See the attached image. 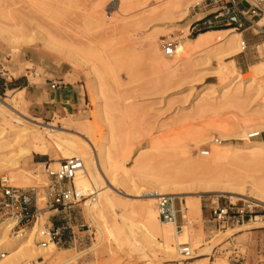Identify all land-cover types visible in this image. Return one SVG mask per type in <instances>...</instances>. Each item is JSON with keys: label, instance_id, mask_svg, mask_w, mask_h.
<instances>
[{"label": "rangeland", "instance_id": "1", "mask_svg": "<svg viewBox=\"0 0 264 264\" xmlns=\"http://www.w3.org/2000/svg\"><path fill=\"white\" fill-rule=\"evenodd\" d=\"M7 1L0 0L2 27L9 24L6 17L12 15V10L17 7L39 2L45 3L41 5L42 8L49 10L57 3V0H15L17 7H12L13 1ZM203 1L185 0V5L179 6L170 16L164 12L166 0H131L129 3L122 0H66L65 3L71 5L70 11L64 17L59 16V19L73 22L79 39L92 44V49L71 47L77 51L74 57L67 50L61 54L47 48L34 33L28 37L16 36L20 42L16 46L0 35V84L18 79L15 82L18 86L29 88L28 94L24 95L19 93L20 89L0 95L1 106L7 113L6 120L8 117V122L14 128L27 127L30 131H38L48 147L46 156L33 152L25 155L27 153L20 150H32V146L11 141L0 151L2 166L7 168L0 171V177H7L15 187L39 188L38 205L42 210L36 230L32 231L36 233L44 226L54 227L57 223L58 216L54 215L58 212H50L53 210L46 206L44 190L50 183L45 165L57 171L68 160L55 144L57 137L81 142L91 154L96 175L101 177L102 186L95 188L91 182L89 197L81 194V200L71 209V220L64 222L67 230L63 236L69 243L64 246L53 243V254L38 261L39 264H264V205L227 193L218 194L215 193L216 189L205 191L204 186L198 183L219 180L222 172L242 178L247 184L264 177V168H252L251 160L247 158L235 159L231 155H224L208 159L212 155V144L209 143L213 140L211 135L222 144L244 145L248 141L239 138L241 127L245 126L246 121H251L250 116L254 115L257 119L262 114L258 106L264 101V35L256 29L235 31L242 33L240 41L246 42V49L234 56L221 55L218 58L222 60L218 63L206 61L203 57L207 52L199 51L183 54L178 61L165 57L162 48L165 42H178L180 46L182 37L195 38L189 36V28L203 16L197 7ZM259 18L260 21L263 19L259 26H264V6ZM95 21H100L101 26H95L98 25ZM108 54L114 64L110 62L111 65L104 66L103 61ZM158 59L167 61L168 68H172L165 72L164 78L158 77ZM91 66L97 69L96 76L100 75L98 78H101L100 99L95 92L98 88L96 76L88 70ZM52 72L61 77L54 81L63 82L78 91L79 107L74 113L44 114L33 108L30 95H35L36 99L45 95V78ZM249 73L254 74V83L244 91V81L250 76ZM237 75H241L243 81L239 88L240 98L239 89L227 85ZM236 89L238 93H235ZM229 100H233L234 104ZM237 102L242 114L235 106ZM256 119L250 122L252 129H248V133L255 130L253 128L259 123H255L258 121ZM6 120L0 115V125L9 128ZM212 124L216 127L226 125L225 136L231 139H220L218 132L213 133L216 129ZM102 146L106 148L103 154L106 153L108 173L100 162L99 149ZM203 151H208L209 155L202 156ZM12 159L18 162L14 168L9 166ZM185 159L190 165L188 172L175 175L174 168ZM110 172H113L114 179H111ZM173 175L183 180L185 189L172 191L165 197L175 199L179 233L191 227V242L201 246L195 252L187 243L182 242L180 247L189 248L192 256L200 250L205 251L194 259L185 260L183 253L182 260L170 259L163 248L153 247L143 252L136 249L143 243L144 228L151 232L156 243H164L157 227L168 226L162 225L164 221L159 218L158 201L161 197L149 196L156 193L152 186L156 180L167 181ZM224 178L222 181H225ZM73 184L76 187V181L64 183L63 186L71 188ZM248 189L249 185L243 188L246 196L250 194ZM98 190L108 194L112 201L113 208L107 211L109 223H120L123 236L133 243L132 246L125 244L126 247H119L109 231L99 224L90 204ZM217 198L223 206L234 205V211L251 204L258 217L239 225L220 227L210 207V201ZM197 200L200 201V217H193V224L189 226L188 216L182 207ZM149 204H152L156 214V226L144 212ZM0 229L5 231L4 237L0 238V255H4L0 261H4L16 252L15 248L3 251L9 248L16 236L9 229ZM72 231L77 237L76 243L70 241ZM21 264L37 263L25 259Z\"/></svg>", "mask_w": 264, "mask_h": 264}, {"label": "bare ground", "instance_id": "2", "mask_svg": "<svg viewBox=\"0 0 264 264\" xmlns=\"http://www.w3.org/2000/svg\"><path fill=\"white\" fill-rule=\"evenodd\" d=\"M12 1H11L12 2L11 6L17 7V2L15 0H12ZM33 1H36V0H33ZM65 1L66 0H57V3H55L51 7V9H49V10L42 8L41 5H45V3L40 4L38 1H37L38 3L33 2L32 4H28L27 6H22L19 8L17 7L15 9H13L12 12H14V13H12V15L9 13L10 14L9 17H6L9 20V24H7L6 26H3V27L0 26V35L4 36L5 39L8 41V43H11L12 45L16 46V45H20L19 38L17 40L15 38L16 36L20 35V36H24V37L27 36L28 37V35H30V34L32 35V33H34V35H37L41 38V40L43 41V43L45 44V46L47 48H49L51 50H56L58 53H61V54L63 53V50H67L71 54V55L70 54L69 55L72 57L77 55V51H75L74 49H70L71 47L77 48V46L78 47L82 46L85 49L86 48L92 49L91 42L87 43V41L85 42V41H81L82 39L81 40L79 39L80 35L75 30L73 22H71V21H65L64 22V21H61L59 19V16L64 17V15H66V13L70 11L71 5H69L68 3H65ZM122 1L129 3V1H131V0H122ZM6 2L8 3L7 0H6ZM9 5H10V3H9ZM184 5H185V0H166L165 6H164L166 8L164 9V12L169 14L170 16H173L174 10L179 8V6L181 7ZM95 22H96L95 24L98 23V25H95V26H101L100 21H95ZM20 36H18V37H20ZM30 38H31V36H30ZM15 39L17 40V42ZM240 39H241V35L238 34L237 32H235V30H218V31L217 30H212V31L208 30V32L205 31V32L198 34L194 39H187L186 37H182L181 42H180V46H179L178 42L176 44V50H175L174 54L172 56H166V55H164V56L170 57L171 59H175V60L177 59V61H178L179 57L183 56V54H189V53L194 54V53H197L198 51L199 52H205V54H206V52H207L206 57H203V58H205L206 61L213 60L214 62L218 63L222 60V59L220 60L218 58V57H221V55L222 56L224 55V57L225 56H227V57L234 56L243 49L242 41H240ZM18 42H19V44H18ZM25 44H27V43H25ZM74 45H75V47H74ZM155 49H156V47H155ZM108 55H109L108 58H105V60L103 61L104 66H108L110 64V62L113 63V60L110 57V54H108ZM184 58H187V57L184 56ZM119 62H121V61H119ZM166 62H164V60L161 59L157 63V66H158L157 69L160 70V72H159L160 76H158L159 78H161V77L164 78L166 76L165 72L172 69L170 67L168 68V64H166ZM175 62H174V66H175ZM88 70L91 72L90 73L91 75L93 74V76H94V74H95V76H96V70L97 69H95L94 66L89 67ZM160 73H162V75ZM98 76H100V75H98ZM98 76H96V78H95V81L97 80L96 81L97 84L96 83L95 84L98 86V88H97V90H95V92L97 94L96 96H98V98H99V96H102V89L100 88L101 87V83H100L101 78L99 77L100 78L99 79ZM241 78H242L241 75H237L230 83H227V85L231 86L234 89L235 88L239 89V88H241L240 85L243 84V81ZM93 82H94V80H93ZM253 83H254V74L253 75L250 74V76H247L246 81H244V84H245L244 91H245V89L247 90L249 85H252ZM94 88H96V87H94ZM238 89L235 90L236 91L235 93L239 92L238 98H240L241 97L240 96L241 89H239L240 91ZM237 90H238V92H237ZM242 91H243V89H242ZM109 94H110V92H109ZM242 95H245V93L242 92ZM231 99H233V97ZM234 99H235V97H234ZM236 101H239V99H236ZM229 102H233V100L232 101L229 100ZM233 104H234V102H233ZM1 105L2 104L0 103V115L6 120V114L7 113L2 108ZM236 105L238 106V108L240 107L239 106L240 104L238 102L235 104V106ZM101 107H103V106H101ZM258 107H259L260 111L262 112V114H260V116L257 117V119L255 118L254 115L250 116L249 120L251 119V121H246L245 126L241 127V129H240L239 138L242 140H247L248 142L244 145H241L242 143L241 144H231V143H223L222 144V143L218 142L219 139H216L213 135H211L213 140H210L209 143L212 144V155L208 159H215V158H219V157L224 156V155H231L235 159L247 158V159L251 160L250 166H252V168H257V167L264 168V163H262V162H264V141H262L261 139H255V140L248 139L249 134L264 131V122H262V120L264 121V101L260 102ZM238 108L236 107L237 110H238ZM100 112L102 115L103 108L101 109ZM239 112H240V114H242V109L240 111V108H239ZM103 116H104V114H103ZM101 118H104V117H101ZM253 119L258 120L257 122H255L256 124L258 122L259 123L257 124V126H255V128H253V129H255L254 131L248 133L247 130L252 129V127H250V125H251L250 122H253L252 121ZM8 121L9 120L7 117L6 122L8 123L7 125L9 128H5V126L0 125V151L2 149H4L5 147H7L11 141H15V142L17 141V142H20V144L22 142V143H24L23 145H25V143H27L28 145L32 146V150H30L28 148H23V147H22L23 149H21V150L19 149L20 151L27 153V154L24 153L25 155H29L28 153H31V152L36 153L38 155H47L48 154V147L45 143L46 140L44 141V139L42 138L43 136H41V134L38 131H30L27 127H17V128L15 127L14 128L12 126V124ZM216 124L217 123H215L214 125H216ZM214 125H213V127H215L216 131L213 133L217 134V132H218L220 139H222L223 141L231 139V138L225 136L227 134L226 133L227 129L225 128L226 125H225V127H216ZM37 126H39V125H37ZM221 126H222V124H221ZM211 128L212 127L210 126L209 129L211 130ZM219 132H220V134H219ZM83 140H85V139H83ZM55 144L58 148L61 149V151H63L64 155L68 157L67 158L68 160L78 159V160L82 161V169H80L78 171V173L76 174V178H75L76 187H77L76 189L78 190L79 193L83 194L84 197H89V195H90L89 192H90V189L92 188V186H95V188L102 186V185H100L101 180L99 179L101 177L98 178V176L96 175L97 172L95 173V166H94V162H93V159L91 157V154L88 153V150H86V148L83 147L81 142L79 143L76 140L57 137L55 139ZM104 149H106L104 146L100 147L99 157H100V162H101L103 169L107 172L108 171V168L106 166L107 161L105 162V154L106 153L103 154ZM21 155H23V154H21ZM16 158H17V156H16ZM2 164L3 163L0 161V171H4L7 169L4 166H2ZM17 165H18V162L16 160L13 161V159L9 163V166L13 167V168L16 167ZM96 166H98V165H96ZM188 168H190V165H189L188 161L185 159L182 161V163H180L179 165H177L174 168L175 175L181 176V175L186 174V172H188ZM207 171L212 173V171L210 169H207ZM109 175L111 176V179H114L113 172H110ZM175 175H173L171 177V179H169L167 181H164V179L156 180L155 183L152 184L153 188L156 189V193L152 194L149 197H152V198L165 197V196H169L168 194H170V192H172V191H177L179 189H185L182 186V185H184L183 180L180 179L179 177L174 178ZM231 175H232L231 173H223L222 172L221 175L218 177L219 180L218 179L217 180L212 179L210 181H202V182L197 181V182L201 183L204 186V187L203 186L202 187H203V189H205V191H208L211 189H213V190L216 189L215 193H218V194L227 193V194L234 195L235 197L239 196V197H243V198H246L249 200L251 199L257 203L264 205V177L253 180L251 183L247 184L242 178H235V177H232ZM224 176L227 177L226 180H225ZM223 178L225 181H222ZM91 182L94 185L91 186V184H90ZM124 184L127 185L128 183L124 182ZM212 184L213 185L215 184V186H212ZM245 185H249L248 190L250 191V194L248 196H246L243 192V188ZM225 190L226 191L228 190V191L226 192ZM249 191H248V193H249ZM95 195H96L95 199L92 201L90 200L91 201L90 204H91V209L95 212V214H97L96 217H97V220H99L98 221L99 224H101L104 227L103 229H107L109 231L110 236L112 237V239H114L118 243L119 247H121L122 245H124L125 247L127 245L132 246L133 243L127 237L123 236L124 234H123L122 227L119 225L120 223L117 224V223H115L116 222L115 221L114 224H110L108 221L107 211H109L110 209L113 208L112 201L108 197V194L101 193V190L100 191L98 190V191H96ZM158 202H160V198H159ZM182 210L184 211V214L188 216V225L191 226L193 224V217H200V201L197 200V202L195 201L192 203H188L186 206L182 207ZM158 211H159V209H158ZM144 212H145V215L148 217V219L153 223V225L156 226L157 225L156 214L152 208V204L145 206ZM159 218H160V216H159ZM161 223H162V225H168L165 227H161V226L157 225L159 232L163 236L164 243L161 245L156 243L151 232H149V230L144 228V230H142V241H143V243L138 245V247H136V249L138 251L143 252L145 250H151L153 247L163 248L167 251L170 259L179 261V260H182L181 253H182V250L185 248V247L184 248L180 247L181 246L180 244L182 242L187 243L188 245H191L193 252H195L197 249L201 248L199 243L194 244L191 242V238H190V234H189V230L191 229V227L186 228L185 230H182V232L180 234L178 227H177L175 222H161ZM4 225L5 224H1L0 227L9 229L8 226H6V225L4 226ZM35 228H36V226H35ZM35 228H31L29 230H26L21 235L14 237V239L11 240L12 244H10L9 248H7L6 250H3V251H9L10 248H15L16 252H15V254H13V256L11 258H8L4 261H0V264H21V262H23V260H25V259L34 260V261H36L37 264H39L38 261L45 259L48 255L53 254V252L55 250V246L52 242H50L49 245H47L46 247H42V246H39L36 244V241L32 237V236H34L32 234V232H34V231H32V230L33 229L36 230ZM4 232L5 231L3 229H0V238L4 237ZM125 244H127V245H125ZM136 244H139V243H136ZM129 249L131 250V248H129ZM204 252H205L204 250H200L199 252L194 253L192 258H189V259H194L196 257H200L201 255L204 254ZM184 259L188 260L185 257H184Z\"/></svg>", "mask_w": 264, "mask_h": 264}, {"label": "built area", "instance_id": "3", "mask_svg": "<svg viewBox=\"0 0 264 264\" xmlns=\"http://www.w3.org/2000/svg\"><path fill=\"white\" fill-rule=\"evenodd\" d=\"M243 4L247 5L244 7ZM264 0H204L197 5L202 13L200 19L195 20L190 25L189 36L196 37L198 34L208 30H235L245 31L246 29H256L264 35V27L259 26ZM258 19V20H257ZM243 50L246 49V42H242ZM163 53L172 56L176 50V44L165 42L162 45ZM57 83H52L50 88L56 90ZM264 132H256L248 135V139H261ZM202 156H208V151H203ZM82 169V162L78 159L65 161L57 171H53L50 165H45V171L49 178V185L44 187L46 206L49 209H59L65 212L67 220H71V209L78 203L82 196L75 185L65 188L64 183L75 181L76 174ZM39 188H19L10 184L7 177H0V223L9 227L13 236H19L27 229L35 228L40 217L38 199ZM210 207L214 215V220L220 225H234L244 223L246 220L256 219L258 216L253 211V205L238 208L234 205L223 206L221 201L212 199ZM160 219L164 222L177 223L175 210V199L161 197L158 205ZM67 230L63 227L44 226L35 233L36 244L46 247L50 242L56 246H64L67 240L64 233ZM73 232V231H72ZM71 232L72 243L77 242L75 233ZM182 253L187 259L192 257L189 248H184ZM4 255H0V260Z\"/></svg>", "mask_w": 264, "mask_h": 264}, {"label": "crops", "instance_id": "4", "mask_svg": "<svg viewBox=\"0 0 264 264\" xmlns=\"http://www.w3.org/2000/svg\"><path fill=\"white\" fill-rule=\"evenodd\" d=\"M243 6L247 7V5H245V4H243ZM247 30H249V29H246L243 32H246ZM56 78H61V77L55 76V72H52L50 74L48 73V77L45 78V80H46L45 95H42V97H39V98L37 97V99L35 98V95H30V97H31L30 100L33 103V108L35 110H39L41 113L44 112V114L45 113H50V114L60 113V114L64 115V114H69L71 112L74 113L79 107V104L77 101L78 91L75 88H72L68 85H64L63 82L54 81V80H56ZM17 81H18V79H14V81L12 80L9 83L8 82L1 83L0 84V95H4L7 91H13L16 89H20L21 91L19 93H22L23 95H24V93L28 94V92H29L28 86H23V85L18 86V84L15 83ZM49 82H51V83H49ZM11 83L14 85L12 86ZM52 83H57L59 85L56 90H52L51 88H47L48 86L50 87L52 85ZM261 140L264 141V134L262 135ZM42 156H46V155H42ZM51 210H53V211H50V212H58L57 213L58 215L57 214L54 215V217L58 216V219L56 220V222H57L56 226H54L53 228L65 226L64 222L68 221L67 215L65 214V212L62 210H59V209H51ZM201 216H202V210H201ZM232 231H234V230H232ZM64 239H66V238H64Z\"/></svg>", "mask_w": 264, "mask_h": 264}]
</instances>
